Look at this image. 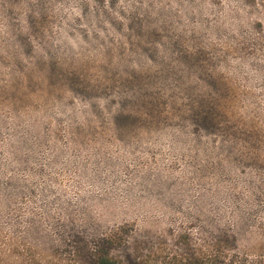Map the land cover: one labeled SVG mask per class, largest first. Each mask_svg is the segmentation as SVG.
<instances>
[{
    "label": "rangeland",
    "instance_id": "374dc122",
    "mask_svg": "<svg viewBox=\"0 0 264 264\" xmlns=\"http://www.w3.org/2000/svg\"><path fill=\"white\" fill-rule=\"evenodd\" d=\"M264 264V0H0V264Z\"/></svg>",
    "mask_w": 264,
    "mask_h": 264
},
{
    "label": "trees",
    "instance_id": "16d2710c",
    "mask_svg": "<svg viewBox=\"0 0 264 264\" xmlns=\"http://www.w3.org/2000/svg\"><path fill=\"white\" fill-rule=\"evenodd\" d=\"M86 264H123L120 260L110 257L106 252L96 254Z\"/></svg>",
    "mask_w": 264,
    "mask_h": 264
}]
</instances>
